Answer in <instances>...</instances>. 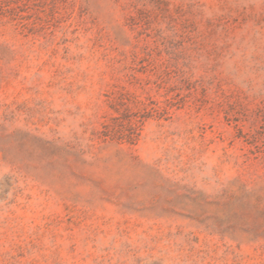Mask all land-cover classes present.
Returning a JSON list of instances; mask_svg holds the SVG:
<instances>
[{"label": "rangeland", "instance_id": "374dc122", "mask_svg": "<svg viewBox=\"0 0 264 264\" xmlns=\"http://www.w3.org/2000/svg\"><path fill=\"white\" fill-rule=\"evenodd\" d=\"M0 264H264V0H0Z\"/></svg>", "mask_w": 264, "mask_h": 264}]
</instances>
